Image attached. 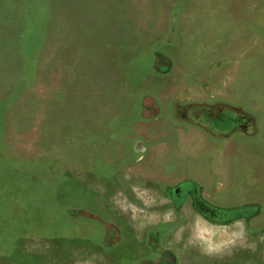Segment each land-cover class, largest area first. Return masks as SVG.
<instances>
[{
	"label": "rangeland",
	"instance_id": "374dc122",
	"mask_svg": "<svg viewBox=\"0 0 264 264\" xmlns=\"http://www.w3.org/2000/svg\"><path fill=\"white\" fill-rule=\"evenodd\" d=\"M0 264H264V0H0Z\"/></svg>",
	"mask_w": 264,
	"mask_h": 264
}]
</instances>
